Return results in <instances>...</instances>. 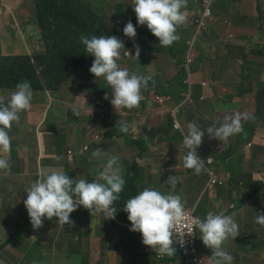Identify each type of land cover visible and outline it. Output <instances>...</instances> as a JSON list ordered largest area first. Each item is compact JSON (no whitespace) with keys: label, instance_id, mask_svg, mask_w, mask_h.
<instances>
[{"label":"clouds","instance_id":"obj_1","mask_svg":"<svg viewBox=\"0 0 264 264\" xmlns=\"http://www.w3.org/2000/svg\"><path fill=\"white\" fill-rule=\"evenodd\" d=\"M201 1L131 0L129 9H124L125 15L123 17L113 15L117 21L113 29L110 30L104 24L105 26L103 27L109 31L100 34L98 37L81 34L79 37L81 43L78 44L74 53L76 55L67 52L71 53V56L66 55L69 58L68 65L70 67H79L81 66L82 59L86 64L94 57L93 63L86 73L89 83L85 82L86 79L83 78L84 83L78 84L79 87L74 91L77 98L79 96L84 97L85 104L81 108L84 110L87 104L90 106L91 103L96 102L98 105L97 111L104 103L111 112L102 118V123H107V126L93 122V124L98 126L89 127V132L86 133L87 136L92 138L97 134L102 136L100 140H94L96 150L92 153L93 157L100 158L107 156V149L111 146L110 138L113 136L114 130L121 135L134 134V131L130 128L132 123L125 122L124 117L140 111L139 105L143 100L141 90L148 87L149 82L152 81V77L135 72L130 73L128 70L131 68L133 60L135 59L137 62L142 61L143 49L150 50V45L153 48L158 46L159 48H172L183 39L187 43L189 40L184 38V34L193 28L196 29L195 35L200 34L201 36L208 27L210 16L204 17V25H199L196 22V17H199L202 13L199 11ZM98 20L102 22L101 17ZM89 21H92V25L97 27V20L95 18L92 17ZM136 35L139 38L137 42H134ZM143 37H147V41L144 45H141ZM81 46L83 53H80ZM182 49L183 45L178 47L177 51L170 53V55L175 54L173 57L175 61L176 56L181 54ZM195 51L192 52L190 44L185 67H187L189 62L195 61ZM78 57L80 58L76 59ZM72 60L74 61L73 65H71ZM263 80L261 81L263 82ZM152 83L154 84V81ZM80 87H87V91L79 94L76 93ZM90 91H94L96 94L99 93L100 98L88 95L87 93ZM85 95L92 98L91 102H87ZM32 99L33 90L30 82L27 80L18 82L10 90L9 98L5 99V97L0 96V152L8 153L10 151L11 137L9 136V132L13 123L19 125L21 113L31 108ZM171 101L172 98L169 102ZM151 102L156 103L155 101ZM256 102L257 106L253 113L242 111L241 113L224 117L219 126L212 125L208 127L206 130L208 138L216 139L220 143L223 142L225 147L230 143L240 142L245 138L250 139L252 136L251 133L249 134L248 128L260 125L255 123L256 118L258 117V119L264 122V119H261L259 116L261 109L264 108V92L256 99ZM184 103L185 101L181 102V109ZM126 110L133 111L128 113ZM74 114L79 116L80 112L74 110ZM179 119L181 124L182 111L179 114ZM171 121L173 128L172 117ZM113 125L114 129L111 128L109 130L107 128ZM187 128L188 131L182 141L184 148L187 150L186 155L183 157L184 168L193 170L196 175H199L202 170L206 171V169H211L214 172L212 168L205 166V163L212 165L213 160L208 157L211 159V163H207L206 160L208 158L202 160L197 152L203 143L205 131L194 123H189ZM165 130L168 132L167 129ZM173 130L184 134L185 128L183 129L181 125V129L173 128ZM163 131L159 133L160 139ZM107 132H111L112 135L106 137ZM153 134L155 135L151 131L150 135L153 136ZM231 137H233L232 142H230ZM239 137L240 140H236ZM165 138L172 139L173 137H169L168 132L167 137L165 135L162 139ZM206 142L204 141V144ZM146 143V140L141 139L139 145L145 148ZM103 145L108 146L104 148ZM165 145H168V143H165ZM171 146L175 148L174 144H171ZM87 151L89 150L83 147L80 150V154H85ZM174 151L175 155H171V157H178V148L174 149ZM68 153L69 158H72L70 156L73 154V151L70 150ZM2 154L0 156V170L10 171V163ZM237 154L242 157L241 164L254 156L252 153L244 152H238ZM263 155L264 153L262 154L263 168L260 172L253 174L252 185L247 186L240 176H238L237 182L230 180L232 188L237 187L238 184L245 183L244 189L237 194L233 193V202L226 204H222L225 195H221V192H223L221 190V207H215L218 206L219 203H217V205L213 206L215 208L211 209L201 219L200 217L190 216L186 211L185 207L189 206L184 205L181 197L176 194L177 181L175 176H171L173 173H166L163 180L164 184L162 186L167 189V194L162 193V186L147 185L137 188L135 183V188H132L131 180L133 172L136 174L135 168L128 172L125 157L120 154L111 155L108 152L105 162L101 165V171L94 176L81 177L74 172L79 178L73 179L67 174L68 172H64L61 168H52L50 172L40 174L26 189L22 201V211L26 226L14 227L11 224V227L14 231L21 229L20 234H18L19 239L26 232V227L32 236L38 237H44L53 228H60L63 231L67 230L66 232L72 231L74 224L85 221L79 222V219L81 217L86 218V210L92 216L102 213L106 218L105 220L115 219L117 209L114 205L120 199V193L134 191L137 195L128 199L123 207V211L128 214L127 219L130 224L116 221L119 225L127 228V231L135 237L143 249V254L140 255L139 259L130 260V264H145L144 257H149L150 255L164 262V260L177 254L181 258L180 261H182L185 255L180 254L174 242L177 230H182V228L190 229V232L183 234L182 237L191 235V231L196 230L197 249H199L202 242L208 250L206 254L211 253L210 256H207L202 252V256H200L198 250L199 257L196 262L199 264H237L238 256L236 250L233 248L224 250L223 245L227 240L231 239L234 241L240 235L239 226L232 217L223 214L232 210L240 212V210H245L252 203H256L260 207L254 218V223L264 226ZM56 156H60L56 157L59 163L62 155L58 154ZM228 180V177L217 176L212 190H205L207 196L211 199L217 198V189L226 187ZM252 188L254 190L252 194H249ZM209 192L211 195L208 194ZM240 194L242 195L241 201L236 203L235 197ZM257 194L259 199H255ZM248 197H253L251 203H247ZM194 209L197 216L196 207ZM13 213L17 212L13 211ZM198 230L200 240L198 239ZM180 241L183 242L182 239ZM13 245L17 246L15 243ZM114 252L121 253V247L119 252ZM158 256L164 259H160Z\"/></svg>","mask_w":264,"mask_h":264},{"label":"rangeland","instance_id":"obj_2","mask_svg":"<svg viewBox=\"0 0 264 264\" xmlns=\"http://www.w3.org/2000/svg\"><path fill=\"white\" fill-rule=\"evenodd\" d=\"M10 1L12 0L3 1L0 12L6 10ZM69 1L71 2V0ZM120 3L123 4L125 10H128L131 0H82V4L88 8V11L91 12V16L95 18L97 22L101 17L102 22L110 30L113 29L117 23L116 18L113 17V13ZM238 7L239 2L234 3L233 8V5L229 3H225L222 0H215L211 6V10L217 17H224L231 14L232 9L233 11H237ZM263 26L264 22L259 20L258 28L261 29ZM195 34L196 29L193 28L188 36L189 41L187 43L183 39L175 47H160L157 51L159 57L158 68L162 69L165 61L163 56L165 54H170L172 51H177L178 47L183 45L181 54L175 58L176 63L179 64V66H177V72L174 74V81L176 83H178L183 76V71H186L185 65L190 44L192 52H194L198 40L200 39V34ZM248 45L251 47L258 46V44L254 42V39ZM3 47L11 53H16L23 48V44L19 42L18 35H16L10 38ZM80 53H83L82 46ZM66 55L71 56V53H66ZM79 58L80 57L76 59ZM197 61L196 59V63ZM73 64L74 61L72 60L71 65ZM81 65L83 67L85 66V61L83 59ZM67 67L66 64L62 65L61 71L63 72ZM83 78L86 79L85 82L89 83L86 74H84V76L76 80L75 84L72 83V79L67 80L57 93L46 95L44 98L39 97L41 106H35L25 126L17 129L15 141L9 133L12 148L17 147V149H15V169H17V172L0 176V187L2 188V193L0 194V264H23L28 258L34 244L35 248L31 251L25 264L41 261L39 249L45 245V242L49 247L42 251V256L48 259L47 262L53 264H130V260H138L140 255L143 254V249L140 247L135 237L127 231L126 227L115 222L112 226H109L104 224L100 219L95 220L91 228H88L87 231L78 230L72 232L70 230L63 233V229L53 228L44 237L32 236L26 227L24 235L14 241L17 246L13 244L6 246L9 226L11 224L14 227L26 226L22 211V201L25 191L37 178V174L41 172L42 167L46 165H58L82 176H94L101 171V165L105 162L109 152L111 155L120 154L125 157V164L128 172L135 168L136 174L138 175L136 181L137 188H142L147 185L162 186L166 173H173L179 176L177 165L171 163V155H175L174 149L180 146L181 139L174 137L172 121L167 112V107L149 102L147 93L146 95H142L147 103V107L139 112L131 113L129 116L124 117L125 122L132 123L130 128L134 131V134L121 135L114 130L115 132L110 138L111 146L107 149V156L100 158L92 156L93 151L96 150L95 139L87 136L86 133L89 132V127L98 126L93 124V122L101 123L100 119L111 112L104 103L97 111L95 109H90L88 111L86 108H84V110L83 108L78 110L72 106L74 100L77 98L74 91L79 87L78 84L81 85L84 83ZM161 81H164V75L161 77ZM243 86L247 88L246 84H243ZM10 90L11 89H8L5 94H9ZM244 91L243 88L240 89V87H236L231 95L219 99L215 98L213 100L212 111L214 117L209 124L219 126L226 115L236 113V101L234 99L240 98ZM1 93L0 90V94ZM87 94L94 98H100L99 93L96 94L94 91H90ZM183 99L184 98H181L179 102H182ZM74 110L79 111L80 115H75ZM69 111L76 118L69 119ZM140 117H143L144 121H141ZM43 120L45 122H43ZM255 123L264 126V122L258 119V117ZM40 126V136L38 139L37 131ZM113 127L114 125L107 128L111 130V128L114 129ZM165 129L168 130L169 137H173L172 139H160L159 133ZM151 131L154 132L155 135L151 136ZM141 139L147 141L145 148L139 145ZM236 140H240V137ZM165 143H168V145H165ZM171 144H175V148H173ZM83 147L89 149V151L85 154H80V150ZM70 150L73 151L71 159L68 153ZM2 153L3 152H0V156ZM141 153H143V156H140ZM58 154L62 155L59 163L54 156ZM41 155L43 157L42 163H39ZM236 161L238 164L242 162V157L239 154L236 155ZM134 162L136 165H134ZM228 178L229 180L227 181L226 187L217 189V198H210L214 203H219L218 206L215 207H221V190L225 192L222 204H226L233 202V193L237 194L244 189L245 183L238 184L235 188L230 186V180L237 182L238 176L231 175ZM182 181L183 186L178 188L177 191L187 197L189 204H191V197L194 195H198L196 198L198 200L201 197L200 191L204 184V176L184 175ZM190 183L193 184L189 185ZM253 190L254 188L251 189L249 194H252ZM206 198L209 197L204 195L199 200L200 204L198 206L197 203H192L190 208L197 207V211L201 212L204 206V213L207 214L206 204H204ZM259 207L258 204L252 203V205L245 209L243 213L245 223H248V219L251 220V223L253 222ZM13 211H16L17 215H15ZM85 219L86 218L81 217L79 222H83ZM105 226L108 227L101 229ZM251 228H253V225H251V227L243 226L242 231L249 234ZM66 234L71 237V240L69 243L64 244L63 236ZM247 234H245V237H241L247 238L246 246L242 244H232L238 256L237 264H258V260H264V252L260 250L264 248V243H261L264 239V228L255 229L251 234ZM38 239L45 242L38 241ZM252 240H255V245L249 247ZM115 241L121 247V253L119 254L111 251ZM252 246L254 249L253 251ZM204 250H206L204 252L206 254L208 250L201 242V246H199L200 256H202ZM71 252L76 253L77 257L70 255ZM251 252L256 254L254 263L248 256ZM144 259L145 264H168L152 255L144 257ZM180 260L181 258L177 257L174 264H178ZM192 261L195 264H199L194 259H192Z\"/></svg>","mask_w":264,"mask_h":264},{"label":"crops","instance_id":"obj_3","mask_svg":"<svg viewBox=\"0 0 264 264\" xmlns=\"http://www.w3.org/2000/svg\"><path fill=\"white\" fill-rule=\"evenodd\" d=\"M4 0H0V7L3 4ZM215 1V0H214ZM213 1V3H214ZM225 3H229L233 5L234 3L239 2V7L237 11H233L229 15L224 17H217L215 13L212 12L208 19V27L201 34L200 39L197 44V49L195 51V61L194 63L198 67V71L202 77V83H204V92L206 95L211 97L210 107L211 111H213V100L215 98L219 99L228 95H231L236 87L243 88L245 90L241 97L234 99L236 101V110L239 107L240 102L244 100V95L247 93H251V96L248 98V101L243 106V111L248 113H253L255 111V107L257 106L256 99L261 96L264 92V82L261 80L264 79V26L263 28H258V21L264 22V1L263 0H222ZM77 7V3L73 4ZM48 6V5H46ZM44 5L40 3L38 5L36 0H12L10 1L8 7L5 11L0 12V57L8 56V55H21L26 53L27 55H32L35 52L40 54L41 56L49 55L52 56L54 51L51 48L39 47L38 42L41 41L43 37L42 27L43 25L48 24V14H44ZM68 25L66 27L69 31H75L76 25L72 22L73 14H68ZM88 25L83 27L80 31L78 38L83 35L88 34V28L94 29L92 25V21H89L87 16H85ZM91 23V24H90ZM105 26L103 22L98 21L96 26ZM191 31H187L184 34V38L187 40ZM18 35L19 42L23 44V48L20 49L16 53H11L3 47L5 43L12 37ZM36 42L35 45L26 44V40ZM254 39V42L258 44V46H249L248 44ZM147 41V37H143V42L141 45L145 44ZM159 46L153 48L150 45V50L143 49L142 57H147L154 52H157ZM175 54H165L166 61L168 63V67L171 71H175L178 63L173 59ZM196 59L198 60L196 63ZM166 85H170L174 83L173 77L166 76L165 77ZM246 84L247 88L243 86ZM85 101L84 97L79 96L76 98L72 106L80 109L84 106ZM181 102L171 101L167 106V110H170L178 105ZM96 102L90 104V106L86 107L89 111L90 109H97ZM34 107L31 106L29 110L21 113L20 115V123L19 125L13 123L10 135L14 138L18 128L25 126L28 122L29 116L33 113ZM182 119L181 125L184 130V134L179 131L173 130V134L175 138H180V146L178 147V157H171V160L175 165H177V170L179 172V176L172 174L171 176H175L177 181V189L183 186L182 177L184 175H192V176H204V184L201 188V197L197 200L198 195H194L191 197V204L197 203V206L200 204L199 200L207 195L205 192L206 182H207V174L204 170L199 175L194 174V171L191 169H186L183 166V157L186 155L187 150L183 146V137L188 131V124L194 123L196 126L205 131V137L203 138V143L200 148L197 150L199 157L202 160L210 157L213 160L212 165H208L205 163V166L212 168L217 176L227 178L229 177V170L232 169L235 173L240 176L247 186L252 185L253 174L260 172L263 168L262 164V154L264 153V126L263 125H255L254 127L250 126L248 128L249 134L251 133V138H245L242 141H236L234 143H230L227 147L223 142H219L216 139H209L207 136V128L212 126L213 124H209L214 115L212 112L210 115L206 116L204 119L195 114H189L184 105L182 106ZM259 116L261 119H264V108L261 109ZM141 121H144L143 117H140ZM43 122H45L43 120ZM100 124H103L102 122ZM38 128L37 135L38 139L40 136ZM256 136V137H254ZM204 141H207L204 144ZM233 141V137H231L230 142ZM250 144V146H249ZM175 145V144H174ZM15 149L10 148L8 153H3L2 155L9 161L10 163V171L8 170H0V176L4 174L16 173L17 169H15L16 164V156ZM238 152L244 153H252L254 154L253 158H250L247 162H243L241 165H238L236 162V155ZM223 155V156H222ZM60 157V156H55ZM42 155L39 158V163H42ZM62 158V157H61ZM71 159V158H70ZM41 165V164H40ZM52 168H61L64 172L71 173V171L67 170L64 167L54 165V166H44L41 169V172L37 174V178L42 173H48ZM241 172V173H239ZM76 173V172H75ZM77 175L83 177L82 175L76 173ZM240 174V175H239ZM149 176V175H148ZM36 178V179H37ZM165 182V181H164ZM164 184V183H163ZM190 183L189 185H192ZM162 193L167 194V189L162 186ZM182 200L184 205L190 207L191 204L188 203L187 197L177 191V193ZM221 195L224 196L225 193L221 192ZM242 195H238L235 197V202L239 203L241 201ZM255 199H259L257 197ZM253 197L247 198V203H251ZM204 204H206L207 213L211 210V208L217 203H214L210 198H206ZM197 208V207H196ZM196 213H198L196 209ZM201 213H204V206L201 209ZM223 215L230 216L234 219V221L239 226L240 235L235 238V240H227L223 248L224 250H228L233 248L232 244H242L244 246L247 245V238L245 237L247 232L242 231L243 226L253 225V228L249 230V234L253 232L255 229L264 228V226L258 225L251 220L248 219V223H245L244 216L239 211L232 210L231 212L225 213ZM255 218V217H254ZM247 234V235H249ZM264 243V239L261 241ZM260 244V243H259ZM251 245H255L254 241L250 242L249 247ZM234 249V248H233ZM252 246V251H253ZM261 252H264V248L260 249ZM255 255L252 252L249 253V258L254 263ZM258 264H264V260H258Z\"/></svg>","mask_w":264,"mask_h":264},{"label":"trees","instance_id":"obj_4","mask_svg":"<svg viewBox=\"0 0 264 264\" xmlns=\"http://www.w3.org/2000/svg\"><path fill=\"white\" fill-rule=\"evenodd\" d=\"M36 1L38 5L40 3L44 5L45 8L43 10V13L48 14V19H49L48 24L43 25L42 27L43 37L41 41L38 42V45L41 48L47 46L48 48H51L54 51V53L52 56L49 55L41 56L40 54L35 52L32 55H27L26 53H23L21 55H16V56L8 55V56L0 57V90L2 92L0 96L5 97V99L9 98V94H5V92L8 89L14 88L18 82L27 80L30 82L33 90V99L31 101V105L33 107L35 106L40 107L41 103L39 102V97L44 98L46 95H53L57 93V91H59L60 87L67 80L72 79L73 81L78 79L79 77L84 76V74H86L89 71L93 63L94 57L88 63H86L84 67L82 65L79 67H70L68 65L69 58L66 57L67 52H71L73 55H76L74 54L75 50L78 47V44L81 43L80 39L78 38V35L82 30V28L88 25L85 16H87L89 20L92 19L91 12H89L88 8L82 4V0H71V2L69 0H36ZM75 3H77V7L73 5ZM70 13L73 14L72 22L75 23L76 25L75 31H69L66 29L69 19L68 14ZM113 15L116 17H123L125 15L123 4L120 3L117 5V8L114 11ZM93 21L95 20L93 19ZM88 31L89 32L87 36L95 35L98 37L100 34L108 32L109 30H106V28H104L103 26H99V27L94 26V29L89 27ZM138 38L139 36L136 35L134 42H137ZM128 40L130 39L128 38ZM141 42H143V39H141ZM26 44L35 45L36 42L27 39ZM163 57L165 58V61L162 69L158 68L159 57L157 52H154L147 57H141L142 61L137 62L135 59L133 60L131 64V68L128 71L130 73L135 72L137 74L151 76L152 81H154V84L152 83V81H150L148 87L146 89L141 90V94L146 95V90H147L149 102L155 101V97L157 95L160 96L170 95L172 100L175 102H179L181 98H184L183 99V101H185L184 108L189 114H195L197 116L202 117L203 119L206 116L210 115L212 112L210 107L211 97L206 95V93L204 92V83H202V77L198 71L197 65L194 62H189L187 67H185L186 71H183V76L180 78L178 83L174 82L171 83L170 85H166L165 77L170 76L173 77L174 79V74L177 72V69H175V71H171L168 67V63L166 61L165 55ZM64 64H66L68 67L62 72L61 66ZM163 75H164V81H161V77ZM85 91H87V87H80L76 91V93L79 94ZM250 96L251 93H247L244 95V100L240 102L239 107L236 110V113H241L244 110L243 106L246 104ZM146 107H147V103L143 99L140 102L139 110H142ZM133 110H126V111L128 113H131ZM236 113H231L226 116H231ZM71 118H76V117L70 112L69 119ZM100 120L102 122V118ZM103 125L107 126L108 124L104 123ZM111 135H112L111 132L106 133V137H110ZM165 135L166 137L168 135V132L166 130L163 131V134L161 135V139L164 138ZM107 146L108 145H103L104 148ZM140 156H143V154H140ZM70 157H72V155ZM134 165H136L135 162ZM67 174L73 179L79 178L74 172ZM231 175L238 176L237 173H235L232 169H230L229 177ZM137 179H138L137 174L133 172L132 180H131L132 188H135V183ZM1 193H2V188L0 187V194ZM135 195H137V193L134 191H126L124 193H120V199L117 202H115L114 205L117 209V214L115 219L105 220L106 218L102 213H97L96 215L92 216L90 215L89 211L86 210L85 221L83 223L74 224L72 232H76L78 230L87 231V229L91 228L93 222L97 219L102 220L104 224H107L109 226H112L114 222L116 223L117 220L124 224H130V222L127 219L128 214L123 211V207L126 201L134 197ZM244 211L245 210H240V213L243 214ZM197 217L203 219L205 215H203L201 212H198ZM107 227L108 226H105L101 229H105ZM66 231L67 230H64L63 233H65ZM8 232L9 235L7 237V241L5 244L6 246L10 244H14L15 239H18V234H20L21 229L14 232V229L10 225L8 228ZM199 235L200 233L198 230V239H199ZM70 240L71 237L69 235L66 234L63 236L64 244L69 243ZM38 241L45 242L41 239H38ZM252 241L255 242V240ZM102 242L104 243L103 240ZM48 247L49 245L45 242V245L39 249V256L42 260L30 264H53L47 262L48 259L42 256V251ZM34 248H35V244L32 250ZM112 250L119 252L120 246L115 242ZM205 251L206 250H204L203 253ZM70 255L77 257V254L74 252H71ZM206 255L210 256L211 253ZM177 257L179 256L176 254L173 257L164 260V262L168 264H174L177 260ZM28 258L26 259V261L28 260ZM26 261L23 264H25ZM178 264H195V263L192 261V257L190 255H187V256H183L182 261H178Z\"/></svg>","mask_w":264,"mask_h":264},{"label":"built area","instance_id":"obj_5","mask_svg":"<svg viewBox=\"0 0 264 264\" xmlns=\"http://www.w3.org/2000/svg\"><path fill=\"white\" fill-rule=\"evenodd\" d=\"M213 3V0H202L201 4H200V8L199 11H201V15L199 17H196V22L199 25H204V17L210 15L211 13V5ZM171 97L170 96H159L157 95L155 97V102L161 106H166L167 103L170 101ZM181 112V105H178L170 110H168V113L171 115L172 119H173V128L174 129H181V124H180V119H179V114ZM102 138L101 135H95L94 139L95 140H100ZM207 163H211V159L208 158L206 160ZM205 173L207 174V182H206V187L205 190L207 191L212 190V186L213 184L216 182L217 180V176L215 175V173L211 170V169H206ZM209 195H211V193H208ZM186 211L189 213L190 216L193 217H197L195 215V209L194 208H190V207H185ZM190 232V229L188 228H182L178 229L176 234H175V238L174 242L176 245V249L180 252L181 255H190L192 257V259H194L195 261L198 260V249H197V233L196 230L191 231V235H185L184 237H182L183 234H187ZM182 239L183 242H181L180 240ZM159 257V256H158ZM160 259H164L159 257Z\"/></svg>","mask_w":264,"mask_h":264},{"label":"flooded vegetation","instance_id":"obj_6","mask_svg":"<svg viewBox=\"0 0 264 264\" xmlns=\"http://www.w3.org/2000/svg\"><path fill=\"white\" fill-rule=\"evenodd\" d=\"M72 83L75 84V80H73ZM85 96L87 98V102L88 103L91 102L92 98L90 96H88V95H85Z\"/></svg>","mask_w":264,"mask_h":264}]
</instances>
